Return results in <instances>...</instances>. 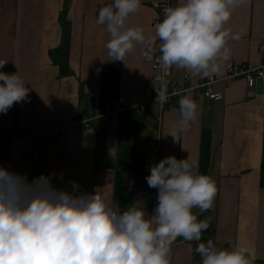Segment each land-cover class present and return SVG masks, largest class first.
<instances>
[{
    "label": "crops",
    "instance_id": "1",
    "mask_svg": "<svg viewBox=\"0 0 264 264\" xmlns=\"http://www.w3.org/2000/svg\"><path fill=\"white\" fill-rule=\"evenodd\" d=\"M164 0H141V7L128 18V25L141 27L145 35L154 34L151 23L158 18L152 7ZM68 2V4H67ZM110 0H0V71L17 73L28 88L25 100L0 113V141L13 134L41 132L50 124L68 123L85 112L103 114L108 103L124 98L128 105L144 100L151 86L152 65L142 54L144 45L136 44L124 62L109 61L105 47L109 35L96 23L99 8ZM67 9L71 22L69 66L72 75L60 77V69L50 51L60 44L59 18ZM229 34H240L238 41H227L230 57L214 74L223 77L229 65L243 63L258 66L259 45L264 40V0H245L235 9L225 25ZM189 75L194 82L204 78L190 71L172 68V79L182 81ZM224 93L218 103L191 98L197 104L196 119L178 142L169 134L180 119L178 100L165 112L158 126L159 107L137 115L129 109L110 117L107 126L97 121L90 131L70 130L66 137L47 145L37 141L18 143L7 158H0V168L22 176L28 182L41 175L51 176L57 189L77 193L101 194L120 211L136 203L152 215L155 192L133 187L138 166L140 176L150 174L149 167L167 156L187 159L196 174L211 178L216 188L212 207L193 212L200 220L207 218L215 230L221 248L237 244L247 246L252 262L264 264V188L260 174L264 160V89L255 99H247L243 80L220 84ZM93 100V102H91ZM102 127L106 158L99 167V135ZM108 130L105 132L104 128ZM35 154L38 159L33 160ZM132 171V185L126 184L124 169ZM193 247L173 242L169 264H194Z\"/></svg>",
    "mask_w": 264,
    "mask_h": 264
},
{
    "label": "clouds",
    "instance_id": "2",
    "mask_svg": "<svg viewBox=\"0 0 264 264\" xmlns=\"http://www.w3.org/2000/svg\"><path fill=\"white\" fill-rule=\"evenodd\" d=\"M245 0H176L163 9L154 34L128 25V18L141 7V0H110L99 8L96 23L109 35L105 45L109 61L124 62L136 44L148 60L157 49L160 71L175 67L192 75L211 78L230 57L225 25ZM6 64L0 60V68ZM158 80L161 78L158 76ZM156 87V103H165L167 89ZM28 88L17 73L0 71V113L25 100ZM180 119L169 136L178 142L196 119L197 104L189 95L178 100ZM145 177L155 188L152 215L134 203L120 211L101 194L57 189L51 176L28 182L26 176L0 168V264H169L170 245L182 238L196 241L200 264H252L247 246L220 248L213 240L202 242L208 228L200 212L213 205L216 188L211 178L196 174L187 159L167 156L149 167Z\"/></svg>",
    "mask_w": 264,
    "mask_h": 264
},
{
    "label": "built area",
    "instance_id": "3",
    "mask_svg": "<svg viewBox=\"0 0 264 264\" xmlns=\"http://www.w3.org/2000/svg\"><path fill=\"white\" fill-rule=\"evenodd\" d=\"M176 0H164L155 2L152 7L158 12L157 19L152 21L151 25H154L163 18V9L165 7L174 6ZM159 42L154 46L157 50L153 52L152 59L150 60L152 65V81L150 88L146 91L144 100L136 105H128L124 98H119L115 103H108L106 105V111L103 114L93 115H77L68 123L60 121V124H50L49 128L35 133H23L13 134L5 141H0V158H7L14 146L18 143L37 141L40 145H47L50 142L57 141L63 137H66L70 130L75 131H90L93 128L94 122H101L107 126L109 119L113 115H121L125 111L132 109L137 115L146 114L153 106L158 105L159 116L158 126L161 127L163 121V115L165 112L171 110L175 101L179 100L181 96L193 95L197 98L206 99L213 103H218L224 100V93L217 90V86L220 84L230 85L236 80H243L247 87L246 97L247 99H255L258 95L257 85L259 81H262L264 89V40L260 42L259 52L261 55V61L258 66H252L243 63H232L228 66L226 73L223 77L202 78L197 82H194L189 75H185L182 81H175L172 79V68L165 75L160 71L157 57L160 55L158 51ZM161 79L158 80L157 77ZM166 81L164 85L167 89L168 99L165 103H156V87H160L162 82ZM108 129L105 127L104 131ZM38 154H35L33 160L38 159ZM253 264H255L253 262Z\"/></svg>",
    "mask_w": 264,
    "mask_h": 264
},
{
    "label": "trees",
    "instance_id": "4",
    "mask_svg": "<svg viewBox=\"0 0 264 264\" xmlns=\"http://www.w3.org/2000/svg\"><path fill=\"white\" fill-rule=\"evenodd\" d=\"M68 4V2H67ZM59 23L61 27V39H60V44L57 46L55 49L50 51V57L52 62L59 67L60 69V77H68L72 75V71L70 70L69 66V57H70V47H71V29L72 25L71 22L67 18V9L61 13L60 18H59ZM85 112H80L79 115H86ZM96 132L99 135V151H98V162H99V167L104 168L103 165L100 164L102 160L106 158V154L104 152V146H103V138H102V127H95ZM133 187L135 189L144 191V192H155L157 193V190L155 188H149L145 178L140 176L139 173V168L138 166L135 169V173L133 174ZM260 187L264 188V160L262 162V168H261V174H260ZM156 206V199H155V204ZM198 218V217H197ZM198 220H200L198 218ZM207 240H213L218 247L221 248V246L217 243L216 238H215V230L213 229L212 226H208L206 230L202 232V242H206ZM176 243L184 242L187 244L192 245L193 247V253H194V264H200V257L199 255L195 252V248L197 246L196 241L192 242H187L184 241L182 238H177Z\"/></svg>",
    "mask_w": 264,
    "mask_h": 264
},
{
    "label": "water",
    "instance_id": "5",
    "mask_svg": "<svg viewBox=\"0 0 264 264\" xmlns=\"http://www.w3.org/2000/svg\"><path fill=\"white\" fill-rule=\"evenodd\" d=\"M262 90H263V84H262V81H259L258 85H257V92L260 94L262 92ZM91 102H93V100H91ZM123 174H124L127 186L130 187L132 185V171H131V169H128V168L124 169ZM252 264H253V262H252Z\"/></svg>",
    "mask_w": 264,
    "mask_h": 264
},
{
    "label": "rangeland",
    "instance_id": "6",
    "mask_svg": "<svg viewBox=\"0 0 264 264\" xmlns=\"http://www.w3.org/2000/svg\"><path fill=\"white\" fill-rule=\"evenodd\" d=\"M89 116H90V115H89ZM94 123H95V122H94ZM94 123H93V124H94Z\"/></svg>",
    "mask_w": 264,
    "mask_h": 264
}]
</instances>
